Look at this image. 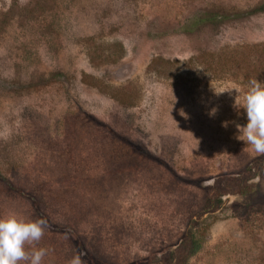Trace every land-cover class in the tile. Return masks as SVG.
<instances>
[{"label":"rangeland","instance_id":"1","mask_svg":"<svg viewBox=\"0 0 264 264\" xmlns=\"http://www.w3.org/2000/svg\"><path fill=\"white\" fill-rule=\"evenodd\" d=\"M261 5L0 0V216L47 220L42 264H167L188 229L186 264H264V154L236 127Z\"/></svg>","mask_w":264,"mask_h":264},{"label":"clouds","instance_id":"2","mask_svg":"<svg viewBox=\"0 0 264 264\" xmlns=\"http://www.w3.org/2000/svg\"><path fill=\"white\" fill-rule=\"evenodd\" d=\"M235 106L240 107L235 100ZM242 108L246 113V124H237L239 138L246 141L255 152L264 154V81L253 79L243 98ZM213 108L210 115H215ZM227 121L224 125L227 126ZM47 220L39 218L26 220L16 214L0 216V264H42L47 254L46 248L29 251L25 245L41 240ZM69 264H84L79 254L74 255Z\"/></svg>","mask_w":264,"mask_h":264},{"label":"trees","instance_id":"3","mask_svg":"<svg viewBox=\"0 0 264 264\" xmlns=\"http://www.w3.org/2000/svg\"><path fill=\"white\" fill-rule=\"evenodd\" d=\"M258 8L264 10V5H261ZM208 20H210L208 14L197 16L194 19L188 20L183 25L182 29L184 31H189L191 29L192 24L203 23ZM259 62H260L259 64L262 66L261 67L262 71H264V61L260 60ZM249 191L250 189H248V187L247 188L238 187L235 190V192L238 194H245ZM202 239H203V235L199 229L197 231H194L193 229L186 230L181 241L170 252V255L167 259V264H186L188 259L197 251H199L200 248L202 247Z\"/></svg>","mask_w":264,"mask_h":264}]
</instances>
